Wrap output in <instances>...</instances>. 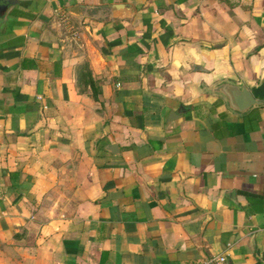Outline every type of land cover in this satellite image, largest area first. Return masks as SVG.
I'll return each instance as SVG.
<instances>
[{"label": "crops", "instance_id": "obj_1", "mask_svg": "<svg viewBox=\"0 0 264 264\" xmlns=\"http://www.w3.org/2000/svg\"><path fill=\"white\" fill-rule=\"evenodd\" d=\"M217 254L264 264V0H0V264Z\"/></svg>", "mask_w": 264, "mask_h": 264}, {"label": "water", "instance_id": "obj_2", "mask_svg": "<svg viewBox=\"0 0 264 264\" xmlns=\"http://www.w3.org/2000/svg\"><path fill=\"white\" fill-rule=\"evenodd\" d=\"M215 94L224 95L230 108L238 113H245L255 106L263 104L262 100L256 98L254 92L245 85H239L232 81L220 82L210 88ZM44 116H41L40 123L37 128L43 125Z\"/></svg>", "mask_w": 264, "mask_h": 264}, {"label": "built area", "instance_id": "obj_3", "mask_svg": "<svg viewBox=\"0 0 264 264\" xmlns=\"http://www.w3.org/2000/svg\"><path fill=\"white\" fill-rule=\"evenodd\" d=\"M62 18L66 23H68L65 14H62ZM202 264H229V262L226 254H217L207 258L202 262Z\"/></svg>", "mask_w": 264, "mask_h": 264}]
</instances>
